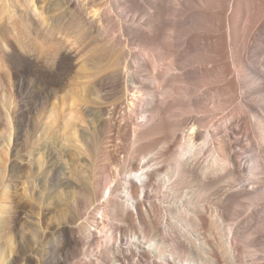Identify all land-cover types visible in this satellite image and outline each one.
<instances>
[{
  "label": "bare ground",
  "instance_id": "1",
  "mask_svg": "<svg viewBox=\"0 0 264 264\" xmlns=\"http://www.w3.org/2000/svg\"><path fill=\"white\" fill-rule=\"evenodd\" d=\"M0 1L10 3L0 61L14 78L12 160L18 170L34 157L39 208L23 214L9 196L18 171L1 174L0 264H24L30 237L40 264H264L257 243H238L253 227L233 219L241 199L264 200V0H56L53 13ZM76 58L69 119L60 135L40 130ZM245 137L257 153L239 160Z\"/></svg>",
  "mask_w": 264,
  "mask_h": 264
},
{
  "label": "rangeland",
  "instance_id": "2",
  "mask_svg": "<svg viewBox=\"0 0 264 264\" xmlns=\"http://www.w3.org/2000/svg\"><path fill=\"white\" fill-rule=\"evenodd\" d=\"M12 1V0H11ZM58 1V0H57ZM56 0H35L34 5L36 8L40 9L44 8L45 12L48 13V11L51 13L54 12L55 6L54 4L57 2ZM16 4H21L20 0H13ZM9 3V2H8ZM33 5V4H32ZM6 4L4 5V1H0V16H1V10L8 9L10 6ZM50 10H49V8ZM54 8V9H53ZM53 9V10H52ZM52 12V13H53ZM4 17L8 16V13H5L3 15ZM41 17V16H40ZM40 18L37 20H33L31 23H28L25 25V29L27 28L28 33H20L18 37V44L23 45L26 42L25 36L29 35L30 33H38V24H39ZM67 33L70 34V42L69 44L75 43L76 37L75 33L76 30L71 28ZM77 48V45H74ZM74 47V48H75ZM81 59L76 58L73 61L72 68H71V74L69 77V81L65 86V91L62 93L61 97L57 100L56 107H50L44 112L45 114L42 115V123L40 126V130L43 128L50 127L54 129V134L60 135L61 131L63 130V115L65 113L66 118H68L69 108L68 106L65 107L64 105L68 103L69 95H78L77 93L80 91L79 81L77 80L78 77V68L81 66ZM84 65H86V58L83 61ZM68 91V92H67ZM15 89H14V78L11 71L10 66L6 62L0 61V176L1 174H5L7 177L9 173L14 170L16 171L17 168L15 164L13 163V152H12V145L13 142L10 138V133L12 131V114H13V108H14V96H15ZM66 93V94H65ZM84 96L87 95V91L84 92ZM68 95V96H66ZM65 97V98H64ZM62 98V99H61ZM225 98H229L228 95L225 96ZM24 104V99H22ZM65 102V103H64ZM70 104V103H69ZM235 104H229L227 106L228 109L234 108ZM73 107V117L75 116V120H73L72 124L76 125L79 124L78 119L82 116V110L79 107ZM64 112V113H63ZM235 112V111H234ZM70 117V115H69ZM197 118L201 119L202 121H205L208 118L207 114H199L196 115ZM69 119V118H68ZM53 123V124H52ZM42 128V129H41ZM60 130V131H59ZM57 131H59L57 133ZM118 141V139H117ZM120 141V142H119ZM118 143L122 144L123 141L119 140ZM244 142L246 144V149L240 151L242 155L238 156L239 160H247L250 159L252 155L257 153L254 146H250L248 142H246V137L244 138ZM125 144V143H124ZM41 154L36 153L37 159L42 158L40 157ZM39 157V158H38ZM26 159V158H24ZM32 161H34V157L31 158L30 162L28 160L25 161L23 164V167L21 166L17 171L15 178V185L14 188L10 190L11 198H13V201H15V204L18 207H21V210L23 211V214L29 213L30 211L33 212L35 216L39 215V208H37V203H35V199L32 197V193L34 191L33 185L29 181V176L36 171L35 165L32 164ZM42 161V160H41ZM13 166V167H12ZM32 171V172H31ZM6 177V180H7ZM241 178L244 181L250 180L251 176L248 172H244L241 175ZM29 183V184H28ZM31 184V185H30ZM238 184V183H237ZM259 188L258 193L260 195L264 196V187L262 184H257ZM32 186V187H31ZM249 189H252V186L249 187ZM19 204V205H18ZM48 204V203H47ZM236 210L237 216L233 217V219L239 218L241 221H243V227L251 226L253 227V230L251 231V236L248 239H239L238 243L239 245L244 248L245 252L247 250V245H250L252 243H257L260 249H258V246L254 249H256L258 252L257 254L260 256H264V200H261L257 203H252L249 200L241 199V206L237 207ZM254 212V218L251 220V222L244 221L248 213ZM57 210L54 209L52 206L46 208L45 216H43V221L45 224V227L49 230H53L54 225V216H56ZM23 216V215H22ZM231 221H225L226 224L230 223ZM244 230V229H243ZM242 230V231H243ZM10 236V237H9ZM9 239H11V235H9ZM7 237V238H8ZM251 250V249H250ZM43 252L42 247H38L30 237L26 243L23 245V251L22 255L20 254L19 257L21 258L20 263L23 261L24 264H40L41 254ZM31 255V257H30ZM246 255V253H245ZM243 254V257H245Z\"/></svg>",
  "mask_w": 264,
  "mask_h": 264
}]
</instances>
